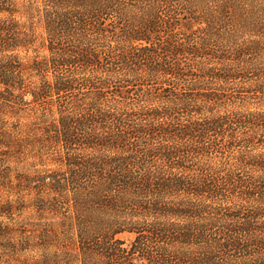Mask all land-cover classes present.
Returning a JSON list of instances; mask_svg holds the SVG:
<instances>
[{
	"label": "trees",
	"instance_id": "trees-1",
	"mask_svg": "<svg viewBox=\"0 0 264 264\" xmlns=\"http://www.w3.org/2000/svg\"><path fill=\"white\" fill-rule=\"evenodd\" d=\"M0 264H264V0H0Z\"/></svg>",
	"mask_w": 264,
	"mask_h": 264
},
{
	"label": "rangeland",
	"instance_id": "rangeland-1",
	"mask_svg": "<svg viewBox=\"0 0 264 264\" xmlns=\"http://www.w3.org/2000/svg\"><path fill=\"white\" fill-rule=\"evenodd\" d=\"M119 237H120L121 239H123L126 243H128L129 240H131L132 235L127 234V233H123V234H120Z\"/></svg>",
	"mask_w": 264,
	"mask_h": 264
}]
</instances>
